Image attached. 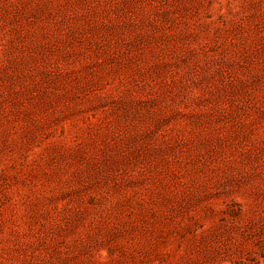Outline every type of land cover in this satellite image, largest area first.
I'll return each mask as SVG.
<instances>
[{"label":"rangeland","instance_id":"374dc122","mask_svg":"<svg viewBox=\"0 0 264 264\" xmlns=\"http://www.w3.org/2000/svg\"><path fill=\"white\" fill-rule=\"evenodd\" d=\"M0 264H264V0H0Z\"/></svg>","mask_w":264,"mask_h":264}]
</instances>
